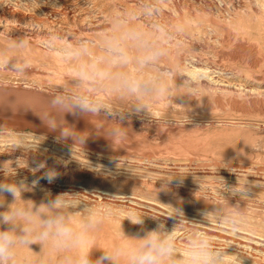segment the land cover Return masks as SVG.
<instances>
[{"label": "rangeland", "instance_id": "rangeland-1", "mask_svg": "<svg viewBox=\"0 0 264 264\" xmlns=\"http://www.w3.org/2000/svg\"><path fill=\"white\" fill-rule=\"evenodd\" d=\"M221 1L223 5H220V0H0V51L7 48L10 39H26L29 41L28 48L17 50L12 55L23 57L27 54L33 68L25 74L0 70V88L22 90L30 87L34 92L44 93L48 97L57 91L74 89L76 61L57 56L55 51L44 48L42 41L56 34L54 29L58 27L64 36L70 37L75 33L76 39L87 38L92 42L93 51L98 52L99 47L94 42L102 44L104 30L94 33L84 27L89 23L88 26L105 24L109 27L105 29L106 33L117 17L127 18L135 13L136 18L132 22L142 25L146 31L164 25L174 33L178 25L182 29L178 35L198 39L194 40L195 46L190 43L176 45L175 53L161 61V69L172 68L175 74L178 73V60L183 57L184 67L193 63L190 66L198 65L196 67L203 69L201 65H204L207 69L203 70L210 76L217 73L222 80H226L219 84L235 82L247 88L256 85L264 90V79L261 77L264 74V62L251 66L237 60L234 62L227 55L236 44L239 48H245L256 42L264 50V13H260L261 21L252 18L258 9L252 6L251 0ZM239 7L250 8L249 14L243 13ZM232 8H236L238 13L234 14ZM229 11L231 14H228ZM216 15L222 17L219 19ZM186 18L191 19L189 24ZM81 26L83 28L80 29ZM216 35L220 41H215ZM208 37H212L211 40ZM213 40L216 45L212 43ZM56 47H62V44L57 42ZM129 68L132 70L135 66L130 65ZM182 82L176 80L178 86ZM195 82L197 100L183 96L182 90H177L172 98L151 103L148 110L141 113L134 112L132 100L109 90L95 93L109 104L110 111L89 116L83 113L86 127L82 125L79 136L83 135L84 143L71 138L64 139L57 130L42 126L32 128L29 125L17 126L19 123L15 121L0 122V169L3 171L6 166L22 167L30 172L36 162H44L47 168H55L59 173L54 183L80 187L92 199L101 192L153 204L156 201L167 207H180L186 216L195 220H202L200 214L211 210L214 205L230 207L224 200L221 178L229 186L237 185L239 179L241 186H252L253 196L250 200L239 202L244 211L243 227L251 232V236L263 238L264 108L261 109L258 102L255 104L246 97H237L233 101L219 100L212 95V88ZM45 90H51V94ZM121 115L125 119L121 120ZM114 129L123 130V138L117 140L112 134ZM97 167H101L102 171H94ZM178 174L186 175L182 184L177 185L173 181L169 190L158 192L161 180L171 179ZM16 180L12 176L0 178V182ZM35 191L22 193L23 201L42 202L46 191L42 194ZM238 199L232 198L231 203H237ZM6 202H12L10 195H6ZM80 204L78 212L82 216L87 208L110 207L106 204L100 206L97 202ZM111 209L112 215L104 221L103 226L126 228L128 225L125 221L129 222L130 217L119 209ZM163 209L167 210L165 207ZM3 210L0 208V211ZM208 222L223 226L215 219H209ZM260 233L263 235H258ZM129 234L135 236L137 231Z\"/></svg>", "mask_w": 264, "mask_h": 264}, {"label": "clouds", "instance_id": "clouds-1", "mask_svg": "<svg viewBox=\"0 0 264 264\" xmlns=\"http://www.w3.org/2000/svg\"><path fill=\"white\" fill-rule=\"evenodd\" d=\"M135 18V13L127 18L117 17L111 30L103 34L98 52L93 51L92 42L86 39L73 37L70 39L72 42H68L64 35L52 34L42 41L44 48L58 52L66 60L76 61L75 88L54 94L47 102L49 110L41 114L52 130L58 126L61 128L62 138L84 143L83 136L64 127L63 116L97 115L110 111L109 104L95 94L102 90L134 101L135 113L147 111L151 103L172 98L177 90H182L183 96L196 99L195 81L181 74L185 79L178 86L173 70L160 67L161 61L169 56L172 42L182 31L181 27L175 26L174 33L164 25L146 31L142 25L132 22ZM9 41L7 48L0 51V70L25 74L31 68V59L27 54L16 57L12 53L26 50L29 41L24 38ZM57 42L62 47L57 48ZM130 65L135 68L130 70ZM120 119L125 117L121 115ZM112 134L119 140L125 132L113 130ZM32 171L42 172L40 178L49 183L59 175L55 168H47L44 162H36ZM94 171H102V168L97 167ZM185 176L178 174L161 180L158 192L169 190L173 181L177 185L182 184ZM40 178L33 180L31 185L24 180L0 182V208L5 209L0 211V264H228L232 256L214 247L211 237L203 231L191 233L186 248L179 252L176 247L177 229L185 222L197 224L215 219L235 233L245 224L239 202L253 197L252 186H241L239 179L237 185L229 186L221 178L224 200L230 207L214 205L211 210L200 214L201 221H189L182 208L172 206L174 211L167 216L175 221L171 230L160 222L156 228L145 230L142 236H124L125 242L99 249L101 254L93 259L94 249L82 250V245L112 215V209L87 208L82 223L76 227L72 213L81 204L79 200L69 199L68 193L55 197L49 193L39 204L23 201L22 193L32 191ZM6 195L12 197L11 203L6 202ZM236 197L239 198L237 203L232 204V198ZM128 219L143 230V217ZM32 245H39L40 251H33ZM23 249L30 254H24Z\"/></svg>", "mask_w": 264, "mask_h": 264}, {"label": "bare ground", "instance_id": "bare-ground-1", "mask_svg": "<svg viewBox=\"0 0 264 264\" xmlns=\"http://www.w3.org/2000/svg\"><path fill=\"white\" fill-rule=\"evenodd\" d=\"M220 2L222 3V4L220 3V5H223V2L221 0H220ZM251 2H253V4H254L252 6L254 8L256 7V9H258V10H255L257 12V14H252V16H253L252 18H257V19H259L261 21V19H260L261 18V14L264 13V0H251ZM230 5H231V3H230ZM218 6H219V4H218ZM237 6H239V5H237ZM240 8L242 9L243 13L249 14V9L250 8L249 9L248 8H244L243 9L242 7H239V9ZM235 9L232 8V10L234 11L233 12L234 14L238 13ZM210 12H212V11H210ZM222 12H224V11H222ZM205 14H206V12H205ZM228 14H231V12L229 11ZM216 16H218V15H216ZM220 16L222 17V15L218 16L219 19H220ZM224 16H226V15H224ZM235 16H232V17H235ZM238 16L240 17L241 15L238 14ZM189 19L186 18V20H185L187 22V24H189V22L191 21V19L190 20ZM228 19H230V18H228ZM71 20H72V22L75 21V19L73 20V17H72ZM68 21H69V19H68ZM69 22H71V21H69ZM77 22H78V20H77ZM84 24H86V23H84ZM84 24H82V25L85 26ZM88 25H90V23L87 24V26L84 27V29L85 30L90 29L89 31L94 32V33H96V31H103V30L105 32V29L109 28V27H106L105 24H100V23L97 24V25L95 24L96 26H88ZM75 26H76V24H75ZM231 26H230V28H231ZM49 27H50V25H49ZM225 27H226V25H225ZM79 28L81 29L83 27L81 26ZM208 28H211V27H208ZM80 29H79V31H80ZM60 31L61 30L58 27L56 29H54V32H56V34L62 35ZM232 31H235V30L232 29ZM104 32H103V34H104ZM199 32H201V31H199ZM62 33H63V31H62ZM67 34L69 35L71 33H67ZM207 34H205V35H207ZM236 34H237V32H236ZM75 35H77V34H75V33L71 34L70 37L65 36L66 41L72 42L70 39L75 37ZM213 35H214V33H213ZM231 35H234V34H231ZM197 37H198V35H197ZM239 37H243V36H239ZM239 37H235V38L240 39ZM194 38H195V36H194ZM210 38H212V37H210ZM216 38H217V35L215 37V41H218L219 38L218 39H216ZM245 39H244V41H246ZM86 40H87V38H86ZM194 40L188 38V36L178 35L177 34L176 35V39L172 42V46H171V50H170V54H169L170 57L175 53L174 52V50H175L174 48H175L176 45H179V44L180 45H187L188 43L194 45V43L196 42ZM196 40H198V39H196ZM215 41L213 40L212 43H215ZM219 41H220V39H219ZM221 42H222V40H221ZM230 42H232V41H230ZM249 42L246 41V43H249ZM94 43H96L98 47L101 46V44L98 41H95ZM208 43H209V41H208ZM214 45H216V43ZM238 45H239V42H238ZM242 47H244V46H242ZM205 48H206V46H205ZM226 48H228V47H226ZM203 50H205V49H203ZM54 53L57 56H62L56 51ZM223 53L224 52H222V54ZM183 55H184V53H183ZM227 55L229 56V58L232 61L237 60V61H240L242 64L245 63V64L251 65V66H254L255 64L257 65V62H264V50L259 48L256 45V42H255V45H254V43H252L251 46H248V47H245V48H239V47H237V44H236V47L235 48L233 47L232 50H229ZM187 59H189V58H187ZM183 60H184L183 57H181L178 60L179 61L178 62L179 72L176 73L177 74V78L176 79L178 81H183L185 79V77H183V75H184L186 77H189L193 81H198V83H200V84H206L205 86H207L208 88H212L213 92H214V93H212V95L215 98L219 99V100L220 99H222V100L226 99L227 101H233L237 97L238 98L239 97H246L247 100L254 101L255 104H256V102H258L259 103L258 105H259V107L261 109L264 108V90H261L260 88H258V86L254 85L252 87L249 86L247 88L244 85L236 84L235 82L234 83L228 82V83H225V84H219L220 81H222V82L225 81L226 82V80H222L221 76H219L217 73L214 76H212V75L210 76L208 74V72L206 73V71L203 70V69L206 68V66H204V65H201V67H204L203 69L196 67L198 65L190 66V65H193V63L190 64L189 67H188V65H187V67H184L186 64L183 62ZM263 68H264V65H263ZM166 69H168V68H165L164 70H166ZM36 70H38V69H36ZM172 70L175 73L174 69H172ZM234 72H235V70H234ZM181 74H183V75H181ZM242 75L243 74H241V76ZM261 77L264 79V74H262ZM262 78H261V80H262ZM253 79H255V78L253 77ZM236 81H237V79H236ZM21 87H23V86H21ZM36 90H38V88ZM50 91L49 90H45L46 93L51 94ZM52 93H54V92L52 91ZM52 95H50V97H48L49 95L47 96L44 93L34 92V90H32V88L30 89V87H29V89H22V90L13 89V88H7V87L0 88V122H3L5 120H9V121H15V123H17V124L19 123L20 124V125L16 124L17 126L29 125L32 128H38L39 126H42V127L47 128V129H51L48 126V124L42 119L41 114L44 111L49 110L47 102L52 98ZM233 95H236V97H233ZM83 115L84 114H80L79 116H73L71 114H65L63 116V120L65 122L64 123V127L71 128L75 133H78V135L81 134V133H79V130H80L81 127L83 128V126L85 124L84 118L82 119V117H84ZM86 115L89 116L90 114H86ZM116 115H118V114L116 113ZM92 118H93V116H92ZM89 125H90V123H89ZM84 127H86V125ZM56 130L61 133V128L59 126L57 127ZM88 130L89 129L87 128V131ZM83 131H84V129H83ZM80 136H83V135H80ZM7 164H9V163H7ZM8 167L9 166H6V168L3 169V171L0 169L2 171V172L0 171V178H2L4 176H12L15 180L17 179L16 183H18L20 180H24L26 183L31 185L33 180H36V179L42 177V174L40 172L31 173L32 171L29 172L28 170H26V169H24L22 167H17V168H8ZM35 189H36V191H38V192L35 191L38 194H42L43 192L46 191L45 195L50 193L52 197H55L58 194L68 193L69 196H70L69 199L79 200L81 203H83V205L93 204L94 202L99 203L100 206L103 205V204L104 205L106 204V205L110 206V208L111 207L112 208H116V209H119L120 211L125 212L124 214L126 216L130 217L133 220L138 218V217H143L144 218L143 230H142V227L140 225L132 224L130 221L129 222L125 221L127 223L126 225H128L126 228L119 227V226L118 227L117 226H111L110 227L108 225H107V227H105V226L102 225L99 228V230H97L95 233H93L90 236V238L84 243V245H82V250L94 249V251H93V259H95L96 257H98L101 254V250H99V249H107V248L112 247V246H114V245H116L118 243L125 242V237L124 236L131 237L132 235H130L129 233H131V232L133 233V231L134 232L137 231V235L142 236L144 234L145 230H152V229L156 228L158 223H160V222L165 223V226L169 230L172 229V227L174 226V223H175V221L172 218H167L169 213L173 212V211H169V210H173V207H170V206L167 207V206L161 205L160 203H155L156 201L154 202V204H159L158 205L159 207L154 205L153 203H150V201L149 202H145V201L143 202L141 200L139 201V200L133 199L131 197H127V196H118L119 194L116 195L114 193H101V192L96 193L97 197L99 199H97V197H95V199L94 198L92 199L89 196V193L85 192V194H84V191L82 189H80V187H76L74 185H60L59 183H54V181L52 183H49L46 179H42V178L39 179L38 184L33 188V190H35ZM113 196H118V197L116 199H112ZM45 197L46 196H44V199H45ZM44 199H41V200H44ZM144 207H146V208H144ZM163 207H165L167 210L163 209ZM100 208H102V207H100ZM78 210H80V209H76L72 213V215H73L72 222H73V225L76 226V227H79V225L82 223V218H83V216L79 213L80 211L78 212ZM186 218L189 221H201L199 219L198 220L197 219L196 220L192 219V218H190V216H186ZM195 231H203V232H205L206 234H208L211 237L214 247L222 249L225 253L231 255L232 258L228 261V264H264V235L261 234V233L258 234V235H260V236L263 235V238L262 237L259 238V237L251 236V232L250 231H246V229L244 227H242L239 231L233 233L232 231H230L228 229L227 226H220V225H216V224H213V223L207 224V222L206 223H197V224H193V223H190V222H185L182 226H180L177 229L176 247H177L179 252H182L186 248L187 239H188L189 235L191 233L195 232ZM249 232H250V235H249ZM137 235L135 234V236H137ZM132 237H134V236H132ZM127 242L132 243V241H127ZM32 250L35 251V252H39L40 251V246L39 245H32ZM22 251L24 252V254H30L27 249H23Z\"/></svg>", "mask_w": 264, "mask_h": 264}]
</instances>
